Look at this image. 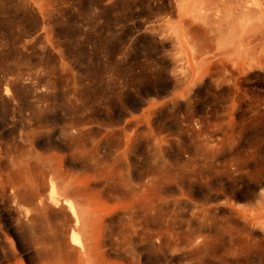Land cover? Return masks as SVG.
I'll use <instances>...</instances> for the list:
<instances>
[{"label": "rangeland", "instance_id": "rangeland-1", "mask_svg": "<svg viewBox=\"0 0 264 264\" xmlns=\"http://www.w3.org/2000/svg\"><path fill=\"white\" fill-rule=\"evenodd\" d=\"M204 1L0 0V264H264V20Z\"/></svg>", "mask_w": 264, "mask_h": 264}, {"label": "bare ground", "instance_id": "bare-ground-1", "mask_svg": "<svg viewBox=\"0 0 264 264\" xmlns=\"http://www.w3.org/2000/svg\"><path fill=\"white\" fill-rule=\"evenodd\" d=\"M43 1V0H42ZM206 1V0H205ZM204 1V2H205ZM208 1V0H207ZM216 1V0H215ZM222 3H224V4H226V6H227V4H229L231 7H229V11H228V13L226 12V19H228L229 20V22L230 23H238V24H243L244 23V21L247 19V18H251V17H254L255 19L257 18V19H260L261 21L262 20H264V0H220ZM201 2H203V1H201ZM209 2V1H208ZM206 3V2H205ZM220 3V2H219ZM207 4V3H206ZM33 5V4H32ZM202 5H203V3H202ZM223 7L225 6V5H222ZM221 6V7H222ZM178 8H179V13L182 15V16H185V15H187V13L188 12H190L191 11V8H190V4L189 3H186V2H178ZM225 8H227V7H225ZM190 10V11H189ZM203 10V9H202ZM228 10V9H227ZM239 10V11H238ZM52 11V10H51ZM54 11V10H53ZM52 11V12H53ZM51 12V13H52ZM197 12V11H196ZM196 12H195V14H196ZM238 12H240V14L241 15H245L246 17L243 19V17H242V20L239 22V18H241V17H239V13ZM45 13V12H44ZM194 13V12H193ZM191 14V16L190 17H192V15H194V14ZM40 14V13H39ZM48 14V13H47ZM53 14H54V12H53ZM256 17H255V16ZM53 16V15H52ZM196 16V15H195ZM50 17V16H49ZM186 18V17H185ZM184 18V19H185ZM199 18V17H198ZM253 18V19H254ZM183 19V20H184ZM187 19V18H186ZM190 19V18H189ZM193 20H195L194 18H192ZM182 20V21H183ZM188 20V19H187ZM185 22H186V20H184ZM248 21V20H247ZM251 21H252V19H251ZM193 22V21H192ZM183 23V22H182ZM188 23H189V21H188ZM257 23H259V22H257ZM250 25V24H249ZM162 149V148H161ZM157 171V170H156ZM122 173V172H121ZM119 174H120V172H119ZM192 175V174H191ZM118 176H120V175H118ZM196 178V177H195ZM8 179V178H7ZM169 180V179H168ZM13 181V180H12ZM11 181V182H12ZM121 182V181H120ZM147 182V181H146ZM161 185V184H160ZM57 189H58V185H57V183H56V181H51V202L52 203H55V204H58L59 203V201H60V198H58V192H57ZM119 190V189H118ZM123 190V189H122ZM62 198V197H61ZM86 199V198H85ZM68 200V199H67ZM154 201V200H153ZM67 202V201H66ZM69 202V201H68ZM142 203V202H141ZM140 203V204H141ZM65 205V204H64ZM63 205V206H64ZM134 206V205H133ZM145 206V205H144ZM152 206V205H151ZM153 207V206H152ZM73 207H71V210H72V215H73V217L75 218V221H76V225H83V232L85 233V235L87 236V249L89 250V248H90V246H91V244H93L92 242V237L94 236L93 234H94V231H95V229L97 228L96 226H95V224H94V222H93V224L94 225H92V226H87V225H84V221L82 222V219L78 216V214H76V212L72 209ZM127 211V210H126ZM129 212V211H128ZM131 212V211H130ZM138 212V211H137ZM144 213V212H143ZM156 213V212H155ZM131 214V213H130ZM82 215V214H81ZM135 216V215H134ZM150 216V215H149ZM90 218V217H89ZM150 218H152V217H150ZM131 219V218H130ZM134 219V218H133ZM96 221V220H95ZM105 221V220H104ZM104 221L102 220V224H100V227L102 226L103 227V223H104ZM148 221V220H147ZM258 221H260V220H258ZM88 224V223H87ZM92 224V223H91ZM89 225V224H88ZM99 227V226H98ZM101 227V228H102ZM81 228V227H80ZM99 229V228H98ZM103 230V229H102ZM101 230V231H102ZM165 230V229H164ZM168 230V229H167ZM166 232H168V231H166ZM93 235V236H92ZM249 237V236H248ZM166 238V237H165ZM73 239V241L74 242H77V240H76V238L74 237V238H72ZM155 242V241H154ZM94 245H92V247H93ZM81 251H82V249H81ZM249 251V250H248ZM84 253V255H87V253L85 252V250L83 251ZM92 254V253H91ZM90 254V255H91ZM89 255V256H90ZM88 256V255H87ZM86 257V256H85ZM84 258V257H83ZM92 260V259H91ZM96 262H97V264H104V262H103V260H102V258H101V255H99L98 257H96Z\"/></svg>", "mask_w": 264, "mask_h": 264}]
</instances>
